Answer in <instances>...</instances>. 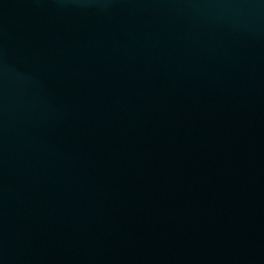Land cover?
Listing matches in <instances>:
<instances>
[{
  "label": "water",
  "instance_id": "1",
  "mask_svg": "<svg viewBox=\"0 0 264 264\" xmlns=\"http://www.w3.org/2000/svg\"><path fill=\"white\" fill-rule=\"evenodd\" d=\"M0 264H264V0H0Z\"/></svg>",
  "mask_w": 264,
  "mask_h": 264
}]
</instances>
